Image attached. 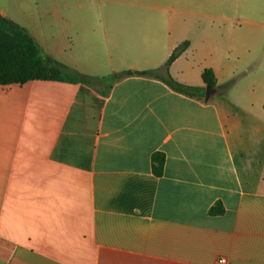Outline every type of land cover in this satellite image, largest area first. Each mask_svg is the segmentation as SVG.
Here are the masks:
<instances>
[{
    "label": "crops",
    "instance_id": "crops-1",
    "mask_svg": "<svg viewBox=\"0 0 264 264\" xmlns=\"http://www.w3.org/2000/svg\"><path fill=\"white\" fill-rule=\"evenodd\" d=\"M214 1L0 0L79 73L233 80L207 100L140 75L107 95L80 81L0 85V264H264V0Z\"/></svg>",
    "mask_w": 264,
    "mask_h": 264
},
{
    "label": "trees",
    "instance_id": "trees-1",
    "mask_svg": "<svg viewBox=\"0 0 264 264\" xmlns=\"http://www.w3.org/2000/svg\"><path fill=\"white\" fill-rule=\"evenodd\" d=\"M182 43L177 46L164 63L167 69L170 63L184 50ZM140 75L160 78L171 89L190 97H204L205 87L182 84L171 76H161L154 70L126 69L106 76H91L69 69L66 65L44 54L38 44L25 28L0 14V85L24 83L34 79L63 80L83 82L103 95H107L112 85L127 76ZM201 79L211 88L217 87L221 92L228 89L233 80L217 86L214 73L204 68ZM165 157L163 153L152 154V170L157 176L162 174ZM213 214L223 212L219 203L210 208Z\"/></svg>",
    "mask_w": 264,
    "mask_h": 264
},
{
    "label": "rangeland",
    "instance_id": "rangeland-1",
    "mask_svg": "<svg viewBox=\"0 0 264 264\" xmlns=\"http://www.w3.org/2000/svg\"><path fill=\"white\" fill-rule=\"evenodd\" d=\"M214 4H211L210 7L215 8L217 11H219V9H223L224 7H231L232 9H236L238 7V3L239 0H231V2L228 4L225 3V0H216L214 2H212ZM187 9L189 8V6L186 7ZM219 22L221 23L220 20L217 19V21H215V23L218 25ZM264 22V19H263ZM263 88H264V82H263Z\"/></svg>",
    "mask_w": 264,
    "mask_h": 264
},
{
    "label": "water",
    "instance_id": "water-1",
    "mask_svg": "<svg viewBox=\"0 0 264 264\" xmlns=\"http://www.w3.org/2000/svg\"><path fill=\"white\" fill-rule=\"evenodd\" d=\"M212 94H214V88H211L209 85H206L204 91V100H207Z\"/></svg>",
    "mask_w": 264,
    "mask_h": 264
},
{
    "label": "built area",
    "instance_id": "built-area-1",
    "mask_svg": "<svg viewBox=\"0 0 264 264\" xmlns=\"http://www.w3.org/2000/svg\"><path fill=\"white\" fill-rule=\"evenodd\" d=\"M226 263V259L224 257H220L214 264H224Z\"/></svg>",
    "mask_w": 264,
    "mask_h": 264
}]
</instances>
